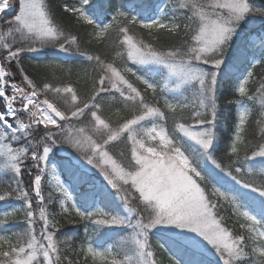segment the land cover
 Returning <instances> with one entry per match:
<instances>
[{
    "label": "snow or ice",
    "instance_id": "6c2138e0",
    "mask_svg": "<svg viewBox=\"0 0 264 264\" xmlns=\"http://www.w3.org/2000/svg\"><path fill=\"white\" fill-rule=\"evenodd\" d=\"M60 8L0 0V264H264V2Z\"/></svg>",
    "mask_w": 264,
    "mask_h": 264
},
{
    "label": "trees",
    "instance_id": "16d2710c",
    "mask_svg": "<svg viewBox=\"0 0 264 264\" xmlns=\"http://www.w3.org/2000/svg\"><path fill=\"white\" fill-rule=\"evenodd\" d=\"M64 2V0H48V3L50 5V7L52 8L53 12L57 14V16L61 19V21L63 23H65V25L69 28H72L73 26V22L71 21L70 17H66L62 14V9L60 8V5ZM70 2H75V0H70ZM154 3L158 2L161 6H163V4L166 2V0H153ZM264 2V0H256L257 6L259 3ZM12 14L7 13L6 14V18H10ZM137 31H139V29H137ZM172 42V39L167 37L166 35L162 34L161 37V43H170ZM110 43V42H107ZM100 51H106V46H102L100 47ZM24 64L29 68L30 71H43L44 69L42 68V66L46 63L52 62V63H56V62H60V63H65L66 65H77L80 63L79 60H75V59H70L67 61H56L54 60L52 57H47V58H41L39 56H32V55H28L24 58ZM57 77L59 79H68L67 75L64 73H60L57 72ZM71 79L73 81H78L79 84V88L81 90V93H85L88 91V86L86 83V78L83 75L77 76L75 74V72L73 73V75L71 76ZM107 103L106 102V110H107ZM223 103V102H222ZM115 110L113 109V112ZM225 113L231 112L230 108H225L223 110ZM119 117L114 115L113 119L117 120ZM231 132V118L229 117V123L228 126L223 128L221 135L225 137L224 141H218L217 143V147H218V151L216 152V155L218 157V159H220L224 164L228 163L229 158L225 155V152L228 151L227 148V135ZM241 155H243V152H241ZM257 171L259 170V167H257L256 169ZM8 179L7 176H0V182L6 181ZM15 206V207H19V202L17 201H12L10 202H0V211H4L9 209L10 207ZM18 227H14L12 229H10L9 231H16L18 230ZM64 233L66 235H71V236H75L77 240H79V237L82 235V229L81 226L79 225H65L64 226ZM155 238H153V243H155ZM158 261L160 262V264H168V254L165 252H159L158 253ZM97 264H99V262H97Z\"/></svg>",
    "mask_w": 264,
    "mask_h": 264
},
{
    "label": "rangeland",
    "instance_id": "374dc122",
    "mask_svg": "<svg viewBox=\"0 0 264 264\" xmlns=\"http://www.w3.org/2000/svg\"><path fill=\"white\" fill-rule=\"evenodd\" d=\"M10 14H13V13H11V12H9Z\"/></svg>",
    "mask_w": 264,
    "mask_h": 264
}]
</instances>
